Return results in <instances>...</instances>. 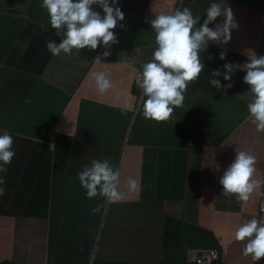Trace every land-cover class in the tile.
Segmentation results:
<instances>
[{
  "label": "crops",
  "instance_id": "obj_1",
  "mask_svg": "<svg viewBox=\"0 0 264 264\" xmlns=\"http://www.w3.org/2000/svg\"><path fill=\"white\" fill-rule=\"evenodd\" d=\"M208 3L183 0L201 21ZM227 3L237 24L229 41L209 43L182 105L155 121L136 108L135 77L154 47L147 19L178 0H120L118 43L99 64L92 58L99 45L78 55L46 49V40L60 38L40 0H0V129L12 134L15 149L2 173L0 264H185L197 248L217 249L219 264H253L234 231L264 215V183L240 202L221 191L218 177L235 151L250 149L253 176L264 181V132L248 115L239 68L252 50L264 54V0ZM225 62L236 68L232 87L216 88L211 69L223 71ZM97 70L112 82L103 93ZM93 157L119 168L120 201L85 195L77 172ZM129 176L138 191H128Z\"/></svg>",
  "mask_w": 264,
  "mask_h": 264
},
{
  "label": "clouds",
  "instance_id": "obj_2",
  "mask_svg": "<svg viewBox=\"0 0 264 264\" xmlns=\"http://www.w3.org/2000/svg\"><path fill=\"white\" fill-rule=\"evenodd\" d=\"M40 7L45 9L48 25L54 28L60 39H48L46 49L53 55L79 54L80 49L95 50L98 45L101 52L93 56L96 63L105 61L111 45L117 44V34L113 31L118 21H123L124 13L120 0H40ZM201 21V15H193L192 10L178 0V6L168 11L164 8L153 12L147 23L154 32V47L150 58L140 64L135 84L140 89L136 108L145 119L166 120L174 106H180L188 82L195 80L204 63L201 53L209 43L224 44L230 39L231 29L237 27L227 0H209ZM217 17L222 19L217 20ZM199 22V23H198ZM225 51L219 53L224 59ZM125 63L129 61L125 60ZM223 71L211 69L209 83L216 88L232 87L231 75L236 68L233 63L225 62ZM244 75L242 81L248 85L249 98L246 101L248 115L256 131L264 132V54L251 51L242 63ZM95 87L103 93L112 87V82L105 71L92 73ZM220 77L226 83L222 84ZM12 134L0 129V196L5 193L7 165L15 155ZM256 156L252 151H235L232 160L218 177L221 191L234 194L237 201L246 202L250 194L257 190L264 181L255 179ZM120 170L107 158H91L77 172L80 186L85 189L88 198H103L105 202L120 201L125 195L117 185ZM129 192L140 188L137 178L129 176L126 180ZM264 212V200L259 204ZM98 207L92 209L97 211ZM234 239L243 241L242 254L250 255L253 264L264 257V215L243 219L235 228Z\"/></svg>",
  "mask_w": 264,
  "mask_h": 264
},
{
  "label": "built area",
  "instance_id": "obj_3",
  "mask_svg": "<svg viewBox=\"0 0 264 264\" xmlns=\"http://www.w3.org/2000/svg\"><path fill=\"white\" fill-rule=\"evenodd\" d=\"M185 264H219V251L215 248L194 249Z\"/></svg>",
  "mask_w": 264,
  "mask_h": 264
}]
</instances>
